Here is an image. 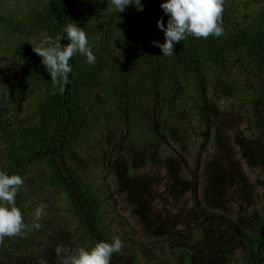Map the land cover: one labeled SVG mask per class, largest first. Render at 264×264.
I'll list each match as a JSON object with an SVG mask.
<instances>
[{
    "label": "trees",
    "instance_id": "trees-1",
    "mask_svg": "<svg viewBox=\"0 0 264 264\" xmlns=\"http://www.w3.org/2000/svg\"><path fill=\"white\" fill-rule=\"evenodd\" d=\"M104 1L96 6L93 0H39L22 17L0 14V34L20 39L13 48L11 75L0 87V170L24 180L16 206L25 224L19 234L0 238V264H60L58 245L75 252L114 241L102 217L107 196L85 176L86 169L109 156L120 159L133 136L137 143L155 146L180 140L183 133L172 137L170 131L184 123L204 140L213 135V127L234 129L230 119L215 116L211 87L223 100L234 94L251 106L252 132L264 130V0H223V35L188 34L172 56H164L152 43H164L157 27L161 17L167 25L160 7L164 0H142L143 11L130 5L123 12L112 0ZM73 22L87 33L96 62L88 64L76 53L67 84L63 77L54 82L34 47L47 37L58 39ZM31 40L39 42L31 46ZM59 42L70 43L66 38ZM169 122H174L171 130ZM237 140L247 159L264 163L260 143L242 136ZM211 165L216 176L227 173L222 160ZM246 186L240 187L241 199L251 190ZM41 203L46 207L37 220ZM192 210L191 218L216 227L217 236L212 241L201 236L197 245L184 235L173 238L171 252L162 256L167 264H184L189 252L202 254L205 264H216L214 256L235 253L239 246V264L261 263L264 215L247 228L205 214L201 207ZM126 250L122 243L111 264H125V259L139 264L140 256Z\"/></svg>",
    "mask_w": 264,
    "mask_h": 264
},
{
    "label": "rangeland",
    "instance_id": "rangeland-1",
    "mask_svg": "<svg viewBox=\"0 0 264 264\" xmlns=\"http://www.w3.org/2000/svg\"><path fill=\"white\" fill-rule=\"evenodd\" d=\"M37 1L0 0V14L22 17L28 7ZM44 2L46 0H40V3ZM93 3L98 6L105 1L93 0ZM17 40L20 41L12 35L0 34V87L5 86L3 82L11 75L9 69L13 68V48ZM37 42L31 40L29 44L34 46ZM209 91V99L214 102L211 104L217 105L214 107L215 116L230 119L234 129L213 127V135L204 140L188 123L173 128L174 122H169L168 128L173 129L168 133L170 131L172 137L183 133L180 140L177 138L174 143L151 146L142 141L135 142L133 136L127 139L128 146L120 153V159L116 161L109 156L98 166H91L85 171V176L107 196L102 217L109 234L120 239L124 247L127 246L126 253L128 248L133 249L140 256L139 264H163L161 261L167 264L162 256L169 255L172 239L180 235L194 245L201 236L204 241L208 236L211 241L217 236L216 227L194 216L191 218L193 208L201 207L205 214H213L247 228L253 219L264 215V163L247 159L237 140L241 136L244 140L254 139L264 150V130L262 133L252 132L251 106L236 99L234 94L223 100L217 90L211 87ZM190 92L194 93L192 89ZM235 130L239 135H234ZM167 137L170 139L169 135ZM99 148L103 150L104 146ZM150 149L145 157L144 151ZM126 151H130L128 155ZM84 153L88 159V152ZM80 156L85 157L83 153ZM216 160L225 164V175H215L211 164ZM231 165L235 172L231 171ZM167 167L172 174L168 173ZM237 172L239 175H235ZM226 175L232 177L231 180ZM239 178L242 180L238 184L236 180ZM245 182L246 188H251L246 194L249 199L240 198V187ZM30 186L33 187L31 183ZM233 241L237 242L236 239ZM208 249L206 247L205 250ZM234 252L214 256L213 261L216 264H239L243 246ZM201 255L186 253L184 264H205L207 260ZM124 263H130L129 259H125ZM260 264H264V258Z\"/></svg>",
    "mask_w": 264,
    "mask_h": 264
},
{
    "label": "clouds",
    "instance_id": "clouds-1",
    "mask_svg": "<svg viewBox=\"0 0 264 264\" xmlns=\"http://www.w3.org/2000/svg\"><path fill=\"white\" fill-rule=\"evenodd\" d=\"M112 3L119 12L130 5L143 11L142 0H112ZM160 7L168 16L167 25L163 17L157 21L158 29L164 33V43H152L161 49L164 56L174 55L175 45L186 39L188 34L196 38H208L210 35L219 37L224 33L223 0H164ZM62 38L70 43L62 45L59 42ZM34 51L42 58L46 69L51 70V80L55 82L63 77L65 84L72 72L70 61L76 53L82 54L88 64L96 62L87 33L74 22L64 27L63 35L58 39L47 37L34 47ZM23 184L24 180L20 175L10 176L0 170V238L17 235L25 228L23 215L16 206V196ZM45 207L43 203L38 206L37 220ZM121 248L122 241L117 238L111 243L101 241L91 249L80 248L75 252L67 246L58 245L56 254L60 264H111L112 254L119 252Z\"/></svg>",
    "mask_w": 264,
    "mask_h": 264
}]
</instances>
